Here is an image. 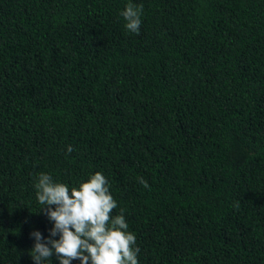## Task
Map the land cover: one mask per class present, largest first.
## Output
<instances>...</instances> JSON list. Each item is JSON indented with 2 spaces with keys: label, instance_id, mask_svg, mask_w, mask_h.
<instances>
[{
  "label": "trees",
  "instance_id": "obj_1",
  "mask_svg": "<svg viewBox=\"0 0 264 264\" xmlns=\"http://www.w3.org/2000/svg\"><path fill=\"white\" fill-rule=\"evenodd\" d=\"M131 2L138 35L129 0H0V264L50 235L38 173L97 171L139 264H264V0Z\"/></svg>",
  "mask_w": 264,
  "mask_h": 264
},
{
  "label": "clouds",
  "instance_id": "obj_2",
  "mask_svg": "<svg viewBox=\"0 0 264 264\" xmlns=\"http://www.w3.org/2000/svg\"><path fill=\"white\" fill-rule=\"evenodd\" d=\"M143 5L129 0L120 13L129 33L139 34L142 24ZM67 147V153L73 151ZM139 183L148 188L142 177ZM36 199L49 221L53 222L45 242L43 234L36 230L30 233L35 238L29 255L35 264H45L55 254L60 264H139L140 248L136 235L129 230L121 209L110 191V181L97 171L90 174L78 186L55 181L51 174L40 172L34 177ZM238 207V205H235ZM38 211V212H39ZM59 237L54 239L53 237Z\"/></svg>",
  "mask_w": 264,
  "mask_h": 264
}]
</instances>
